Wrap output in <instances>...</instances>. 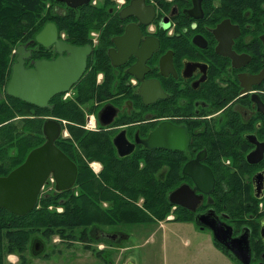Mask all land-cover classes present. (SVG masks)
I'll use <instances>...</instances> for the list:
<instances>
[{"label": "flooded vegetation", "instance_id": "obj_1", "mask_svg": "<svg viewBox=\"0 0 264 264\" xmlns=\"http://www.w3.org/2000/svg\"><path fill=\"white\" fill-rule=\"evenodd\" d=\"M70 56L84 71L46 106L7 94L14 66ZM50 122L76 174L50 172L26 215L4 210L0 264H116L151 190L164 221L189 218L228 264H264V0H0V130L15 142L13 168L0 149V177ZM72 194L77 237L52 224L68 220Z\"/></svg>", "mask_w": 264, "mask_h": 264}, {"label": "water", "instance_id": "obj_2", "mask_svg": "<svg viewBox=\"0 0 264 264\" xmlns=\"http://www.w3.org/2000/svg\"><path fill=\"white\" fill-rule=\"evenodd\" d=\"M84 59L70 56L59 57L54 61H40L35 68L22 71L19 66L13 67V75L7 86V94L12 97H20L24 102L44 107L55 95L66 92L69 87L77 82L84 71ZM45 124L47 141L39 148L33 150L26 162L19 168L11 171L7 176L0 177V210H5L13 215L24 216L29 213L35 204L41 185L50 172L60 182H72L67 180L66 174L73 178L76 174L74 167L68 168V160L53 145L57 136V124L50 122ZM152 148V146H150ZM59 191L66 190L58 188ZM184 193L179 190L169 196L172 204H178L177 199ZM197 220L195 225L201 230L209 228L217 244H225L219 237L223 230L212 224L207 227ZM233 252L234 250L231 249ZM133 264V263H131Z\"/></svg>", "mask_w": 264, "mask_h": 264}, {"label": "rangeland", "instance_id": "obj_3", "mask_svg": "<svg viewBox=\"0 0 264 264\" xmlns=\"http://www.w3.org/2000/svg\"><path fill=\"white\" fill-rule=\"evenodd\" d=\"M7 132L9 131L0 130V141L8 138ZM14 151L13 147L6 149V156L3 158H8L11 163ZM146 214L149 215V211ZM130 225L134 232L125 233L128 237L117 244L116 264H124L126 261L133 264H228L226 258L212 245L208 232L197 230L192 223L156 221L151 218L150 223ZM69 230L66 233H75L76 237L80 233L78 228ZM137 230L141 231L136 233ZM53 245L52 251L57 257L61 255L63 248L76 251L82 244L75 241L69 243L70 247L62 243ZM64 259L58 257L54 261Z\"/></svg>", "mask_w": 264, "mask_h": 264}, {"label": "trees", "instance_id": "obj_4", "mask_svg": "<svg viewBox=\"0 0 264 264\" xmlns=\"http://www.w3.org/2000/svg\"><path fill=\"white\" fill-rule=\"evenodd\" d=\"M6 130V129H5ZM9 132H7V139H4L2 141H0V149L1 150H6V149H10V148H14L15 146V142H14V134H13V129L9 130L7 129ZM9 144V145H8ZM6 166H10L13 168L14 166V158H12V162H8V158L5 159ZM154 191H146V204H145V210L149 211V215L145 213L144 217H141V219H136L134 218L133 220H128L126 221V223H130V224H141V223H150L151 218L156 219V220H163L165 218V213L162 215H159L157 212V208L155 207L154 204H150V201H154L155 197H154ZM126 196H130L129 193H124ZM72 198H74V205L69 208L68 210V220L67 221H63V220H54L52 221V224H54L55 228H58L57 226H61L62 224H67L69 226L70 229L76 230L78 227V196L75 194H72ZM120 199H122V197L119 196ZM126 211V210H125ZM119 212V215L121 214H126L127 212ZM0 230L1 229H7L8 225L7 223L10 220H13V217H8L5 215V211L4 210H0ZM178 221H183V222H187L189 221V218H185L183 216L179 217ZM72 231V230H71Z\"/></svg>", "mask_w": 264, "mask_h": 264}]
</instances>
